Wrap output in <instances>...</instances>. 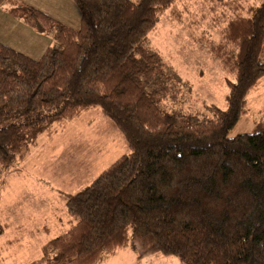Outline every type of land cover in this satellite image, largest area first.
<instances>
[{"label": "trees", "instance_id": "obj_1", "mask_svg": "<svg viewBox=\"0 0 264 264\" xmlns=\"http://www.w3.org/2000/svg\"><path fill=\"white\" fill-rule=\"evenodd\" d=\"M73 1L78 30L0 0L60 44L34 60L0 43V168L91 108L129 153L66 195L69 229L24 264H102L125 247L179 264H264V123L229 136L264 78V0L244 14L240 0H213L233 12L208 46L230 78L225 109L203 111L188 82L148 47L163 12L181 0Z\"/></svg>", "mask_w": 264, "mask_h": 264}, {"label": "rangeland", "instance_id": "obj_2", "mask_svg": "<svg viewBox=\"0 0 264 264\" xmlns=\"http://www.w3.org/2000/svg\"><path fill=\"white\" fill-rule=\"evenodd\" d=\"M255 1L240 0L237 12L244 14ZM21 2L55 14L56 17L52 16L55 20L74 30L80 28V12L73 0ZM2 6L0 43L39 60L48 46L45 39L52 36L24 22L13 24L12 19H18ZM228 7L213 0H181L172 11L163 12L148 35V47L188 82L190 99L198 110L203 111L206 105L222 110L226 107L225 80L230 77L208 53V46L219 40L222 29L232 18L233 12ZM51 39L52 48H58L60 44ZM260 122L264 123V78L250 92L247 113L229 136L249 133ZM128 153L127 142L119 130L98 108H91L56 133L41 135L36 144L1 167L0 224L4 231L0 236V264H24L38 258L42 245L68 230L73 222L65 209L66 195L89 185ZM125 249L131 250L130 247L122 250ZM128 264L179 262L173 257L155 255L136 256L135 263L130 260Z\"/></svg>", "mask_w": 264, "mask_h": 264}, {"label": "crops", "instance_id": "obj_3", "mask_svg": "<svg viewBox=\"0 0 264 264\" xmlns=\"http://www.w3.org/2000/svg\"><path fill=\"white\" fill-rule=\"evenodd\" d=\"M19 1H21V0H19ZM22 1H24V0H22ZM25 4H26V2H25ZM2 7H4L5 10L8 9L7 6H5V5L2 6ZM44 13L49 14V16H51V17L52 16L56 17L55 14H53V13H51L49 11L44 10ZM12 20H14L13 21L14 22L13 24H15V23L16 24H24L21 20H15V19H12ZM51 38L52 37H47V39H45V41H44L45 42V45H48L47 48L54 46V43H53V41H52ZM130 251H127V249H125L124 251L123 250H120L114 256H112L110 259H108L107 261L103 262L102 264H128V262L130 260L132 261V263H135L136 256L133 253V251H131V252ZM128 252H130V253H128Z\"/></svg>", "mask_w": 264, "mask_h": 264}]
</instances>
